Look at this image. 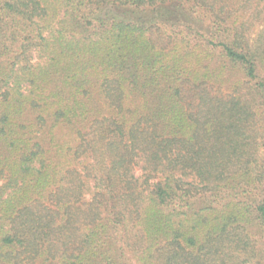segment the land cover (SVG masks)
I'll list each match as a JSON object with an SVG mask.
<instances>
[{
	"label": "trees",
	"instance_id": "trees-1",
	"mask_svg": "<svg viewBox=\"0 0 264 264\" xmlns=\"http://www.w3.org/2000/svg\"><path fill=\"white\" fill-rule=\"evenodd\" d=\"M0 264H264V0H0Z\"/></svg>",
	"mask_w": 264,
	"mask_h": 264
}]
</instances>
